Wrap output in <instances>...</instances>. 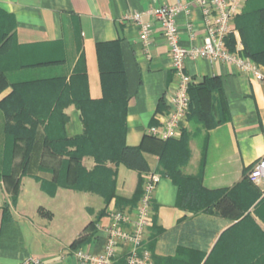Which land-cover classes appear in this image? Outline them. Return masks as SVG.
<instances>
[{
	"label": "crops",
	"instance_id": "1",
	"mask_svg": "<svg viewBox=\"0 0 264 264\" xmlns=\"http://www.w3.org/2000/svg\"><path fill=\"white\" fill-rule=\"evenodd\" d=\"M178 1L189 2L0 0V7L15 19L16 41L27 47L22 58L60 61L38 64L43 68L37 72L42 78L64 74L70 87L73 78L85 72L94 101L106 97L102 62L116 65L113 52L115 47L120 51L127 92L124 142L142 145L149 172L159 176L152 203L153 225L145 235L153 264H205L208 254L237 220L183 207L178 182L161 165L164 140L149 133L150 127L172 110L177 87L168 44L149 10ZM137 11L144 13V21L155 24L149 47L140 39V26L125 18ZM188 20L195 26L194 41L186 31ZM177 21L181 43L186 47L199 45L205 34L200 7L193 4L190 14L181 13ZM234 36L237 45L241 41L237 29ZM187 71L198 85L220 78L221 95L214 96L224 99L225 109L217 114L220 122L216 126L204 128L200 136L189 140L190 157L179 170L184 176L200 177L203 187L211 191L243 186L253 164L264 156V81L221 60L189 58ZM11 91L8 87L0 93V102ZM65 113L67 136H81L85 132L82 111L69 104ZM191 123L192 118L184 121L181 136L175 140L181 139ZM45 138L42 126L31 149L25 151L21 143L16 152L5 150L7 138L0 133V264H15L30 255L40 256L45 264H76L77 250L103 249L110 213L140 195L146 172L118 160L100 162L92 154L81 156V169L76 171L68 153L75 148L69 146L67 153L60 154L46 148ZM5 209L12 217L3 228ZM253 216L264 230V213L253 212Z\"/></svg>",
	"mask_w": 264,
	"mask_h": 264
},
{
	"label": "trees",
	"instance_id": "2",
	"mask_svg": "<svg viewBox=\"0 0 264 264\" xmlns=\"http://www.w3.org/2000/svg\"><path fill=\"white\" fill-rule=\"evenodd\" d=\"M1 9L0 7V93L8 87L13 88V91L0 102V107L5 109L3 104L16 98V89L22 82H13L12 79L9 80V76L15 71L7 67L8 65L6 66V63L3 61L4 57L12 50L13 45H15L17 52L19 53L20 51L21 54L27 51V47L19 45L16 41V22L13 15ZM245 11L246 8L242 14L235 19V29L242 35L241 42L244 48L242 54L264 65V38L259 36L255 44L249 42L248 39H246V29L244 26L240 25L237 27V22ZM257 13L259 18L258 26L261 28L260 31L263 32L264 5L258 7ZM235 44V36L231 34L228 38L229 49L234 50L236 48ZM100 54L102 61V50L99 47V55ZM113 56L116 57V65H105V63L102 62V78L106 95L105 99L102 101H94L91 99L88 92L85 72L73 78L72 87L68 85L65 79H61L60 77L27 80L24 81L23 84L36 83L41 86L48 81L56 84L58 90L54 95L53 107L48 111V115L46 119H44L47 123L42 124L46 134L45 146L46 148H52L55 152L60 154L67 153L69 146L74 147L75 150L69 151L68 153L70 154L69 162L75 164L76 171L81 169V156L83 154H92L100 162L118 160L131 169L148 173L150 171V166L143 154L142 145L131 146L124 142V120L127 110L126 75L122 69L120 51L117 50L116 47ZM117 57L119 61H117ZM53 62L60 61H41L38 62V64H50ZM38 64L36 63V65ZM29 65H32V63L21 61L19 70ZM220 92L221 79L218 77L207 79L205 83L199 85L195 83L192 84L189 89L192 106L188 118H192V120L202 124L206 129L216 126L218 122H220V120L216 119L218 116L217 114L222 113L225 109L224 99L221 97L217 100L214 96L215 93L221 95ZM69 104L77 105L83 113L85 132L81 136L68 137L66 134L65 125L68 121V115L64 113L62 108L65 110ZM94 112H96L97 116L93 121L89 119V114H93ZM9 128H14V126L7 122L6 129L8 133L10 132ZM29 128L32 127L30 126ZM37 129V126H34L32 129H26V138L23 137L24 139H20L15 135V138H19V140L16 141L17 143H25L23 146L25 151L30 150L33 146ZM150 137L161 140L151 134ZM163 142L161 165L163 170L171 174L175 181L178 182L181 193L180 199L183 207L186 209L195 212L204 211L228 216L233 220H237L235 225L230 228L232 229L249 218V210L252 206H254V209H257L264 205V192L251 182L249 175L244 180L243 186L217 191H211L203 187L201 179L198 176H184L179 170V166L185 163L190 157L185 130H183L181 139H169ZM13 150L16 151L15 149ZM111 175V172H109L108 179L111 178ZM143 184L144 183L141 185L138 199L134 202L123 203L118 209L123 210L128 207V209L134 208L142 196ZM246 194L250 195V200H245L249 198ZM11 217L10 211L5 209L3 228L10 223Z\"/></svg>",
	"mask_w": 264,
	"mask_h": 264
},
{
	"label": "built area",
	"instance_id": "3",
	"mask_svg": "<svg viewBox=\"0 0 264 264\" xmlns=\"http://www.w3.org/2000/svg\"><path fill=\"white\" fill-rule=\"evenodd\" d=\"M248 0H189L187 4L177 2L172 5L152 7L156 25L161 29L169 48L172 69L177 78V87L172 98V110L168 116L159 119L149 133L161 140L181 136L183 123L188 118L192 99L189 89L194 84L187 71L189 58L221 60L237 67L252 78L264 81V67L242 54L243 44L239 41L234 50L228 46V38L236 32L235 19L244 11ZM200 7L205 27L204 37L199 45L186 47L181 43L177 18L181 13L190 14L191 6ZM142 12H132L125 16L140 26V39L145 47L152 44L155 29L153 22L143 20ZM186 31L194 41L197 33L194 23L188 20ZM251 182L264 191V156L258 159L249 173ZM159 176L148 172L145 175L143 193L138 204L132 209H115L110 213V223L105 227L107 240L100 252L79 249L75 252L76 264H153L151 251L146 246L147 228L153 225L152 203ZM15 264H45L38 255H30Z\"/></svg>",
	"mask_w": 264,
	"mask_h": 264
},
{
	"label": "rangeland",
	"instance_id": "4",
	"mask_svg": "<svg viewBox=\"0 0 264 264\" xmlns=\"http://www.w3.org/2000/svg\"><path fill=\"white\" fill-rule=\"evenodd\" d=\"M246 5V11L239 18L237 27L240 25L244 26L246 29V39L255 44L259 36L264 38V29L262 30L263 32L260 31L261 28L258 26L259 18L257 15L258 7L264 5V0H248ZM240 36L242 37L241 34ZM8 55L4 57L3 61L6 63V66L8 65L7 67L15 71L11 73L12 75L9 76V80L12 79L13 82L19 81L22 83L16 89V98H13L8 103H4L5 109L0 107V120H2L0 124V133L7 138L5 141V150L10 151V149H15L17 152L21 148V142L17 143L16 141H18L19 138H26V129H32L34 126L40 128L42 126V122L46 119L48 111L53 107L54 95L58 88L54 82L49 81L41 86L36 83L23 84V82L27 80L42 79L37 69L43 67H37L38 65H36V63L38 64V62L36 61L22 58L24 54H21L20 51L18 53L15 45L12 46V50L8 52ZM21 61L32 63V65L19 70ZM58 63L59 62H57V64ZM258 64L264 67L262 63ZM54 77H60L66 80L64 74L53 75L49 78ZM9 88L13 91L12 87ZM62 109L65 113L66 108L65 110L64 108ZM96 116V112L93 114L90 113L89 119L93 120ZM7 122L14 126V128H9V133L6 129ZM30 126L32 128H29ZM204 128L202 124L192 120L191 127L185 131L188 143L192 137L200 136ZM15 135L19 138H15ZM23 144L25 145V143ZM246 195L249 196V194ZM245 200H250V196ZM253 212L257 215L262 212L264 213V205L257 209H254V206H252L249 210V218L238 226L229 229L221 237L208 254L205 264H264V230H262L260 224L256 222ZM29 239L32 241L33 237L31 236Z\"/></svg>",
	"mask_w": 264,
	"mask_h": 264
}]
</instances>
